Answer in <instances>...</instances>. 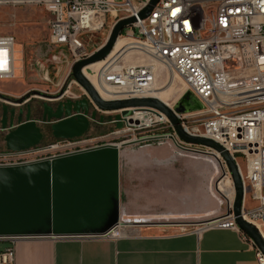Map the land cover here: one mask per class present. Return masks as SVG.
Instances as JSON below:
<instances>
[{"label":"built area","instance_id":"2783aa9c","mask_svg":"<svg viewBox=\"0 0 264 264\" xmlns=\"http://www.w3.org/2000/svg\"><path fill=\"white\" fill-rule=\"evenodd\" d=\"M150 2L0 0V6L41 7L50 16L46 53L34 59L38 76L47 87L19 96L0 89V108L3 105L21 107L33 98L56 108L68 100L87 98L89 118L96 112V118L90 119L89 128L80 136L52 137L20 150L9 149L1 142L0 166L52 160L105 146L121 149L126 145L153 142L183 145L192 152L211 155L221 164V181L216 190L223 198L225 213L208 225L241 231L233 213L235 188L231 173L219 152L183 141L169 117L152 107L101 109L73 76L74 63L101 48L119 20L135 17V21L123 29L126 38L133 41L127 49H136L152 60L121 63L127 52L124 49L102 60L97 70L88 66L84 72L90 70L97 82L118 91V95L110 99L152 96L160 74L153 60L179 76L186 85L183 94L190 91L202 108L179 112L175 109L177 102L169 105L170 108L187 133L218 142L233 157L244 183L242 216L264 238V0H159L142 18L140 13ZM102 31H105L103 40L92 44L93 35ZM16 42L14 34H0V82L17 78ZM51 84L54 90H50ZM77 114L73 110L71 116ZM100 127L107 128L91 131ZM238 157H242L244 168ZM224 180H228L230 186L221 190L219 185ZM132 221L144 223L148 219L122 218L102 237L121 236ZM244 236L256 246L245 232ZM256 256L257 264H264V253L257 246ZM0 264H15L12 247L0 252Z\"/></svg>","mask_w":264,"mask_h":264},{"label":"water","instance_id":"95a60500","mask_svg":"<svg viewBox=\"0 0 264 264\" xmlns=\"http://www.w3.org/2000/svg\"><path fill=\"white\" fill-rule=\"evenodd\" d=\"M159 0L151 2L141 11L146 17ZM135 17L119 20L106 43L87 58L73 65V76L85 88L94 103L103 110L128 107H152L165 113L174 124L179 137L191 144L213 148L225 159L235 188L233 213L243 230L264 253V238L259 230L242 216L244 183L238 166L225 148L218 142L193 136L181 126V121L170 106L161 99L150 96L128 99H104L84 72V68L102 61L110 55L124 28ZM42 122L57 119L52 124L54 137L83 135L96 118L87 98L68 100L54 108L44 104ZM202 108V104L190 91L185 92L175 105L179 112ZM78 112L72 115V111ZM10 112V115H9ZM15 109L7 105L0 108V143L9 149L20 150L40 143L44 132L30 109L23 117L20 111L16 122ZM120 125V124H119ZM8 128H11L7 131ZM120 147L105 146L99 149L19 165L0 166V239L27 237H102L121 220Z\"/></svg>","mask_w":264,"mask_h":264},{"label":"rangeland","instance_id":"374dc122","mask_svg":"<svg viewBox=\"0 0 264 264\" xmlns=\"http://www.w3.org/2000/svg\"><path fill=\"white\" fill-rule=\"evenodd\" d=\"M49 22L48 12L41 7L0 6V34L10 33L17 37L15 50L19 68L16 79L0 82L1 90L19 96L30 90L47 87L38 76L34 59L39 54L46 53L45 42L49 36ZM104 35L105 31L93 35L91 43L94 45L100 43ZM126 37H128L127 33L124 32L122 38ZM126 41L132 40L127 38ZM151 60L147 54L131 49L126 52L121 63H145ZM153 62L160 73L158 88H163L170 82L174 83L171 102H178L186 88L185 83L179 76L170 74L161 62L157 60ZM99 66L95 65L92 68L97 70ZM85 74L92 77L93 73L87 70ZM49 87L50 90L55 89L52 84ZM40 105L41 100L33 98L28 104L13 108L30 106L35 111ZM106 128H94L91 131L94 133ZM41 129L43 130L42 127ZM238 161L244 168L242 157H238ZM221 174V164L216 158L208 154L192 152L183 145L180 147L171 142H153L123 146L120 150L122 218L125 214L145 213L147 219L153 221L163 220L161 218L173 221L170 212L160 215V212L156 214V211L187 208L189 201L190 217L184 220H190L188 225L190 227H186L192 228L197 221L208 216L209 213L202 212L203 209L208 208L211 212L219 210L224 204L223 198L216 190L217 184L221 181ZM221 183L225 188L230 186L228 180ZM182 227L183 225L173 226L171 230Z\"/></svg>","mask_w":264,"mask_h":264},{"label":"crops","instance_id":"0c3cea01","mask_svg":"<svg viewBox=\"0 0 264 264\" xmlns=\"http://www.w3.org/2000/svg\"><path fill=\"white\" fill-rule=\"evenodd\" d=\"M187 202V208L156 211L160 215L170 212L173 221L166 218L154 221L148 218L144 223L132 221L128 231L117 238H7L0 239V252L12 247L15 264H257L256 246L244 236L243 230L208 225L225 213L224 204L211 212L203 209L208 216L187 228L190 225V220H184L190 217ZM144 214H125L123 218L147 219Z\"/></svg>","mask_w":264,"mask_h":264},{"label":"bare ground","instance_id":"6f19581e","mask_svg":"<svg viewBox=\"0 0 264 264\" xmlns=\"http://www.w3.org/2000/svg\"><path fill=\"white\" fill-rule=\"evenodd\" d=\"M126 39L127 38H122V37L117 39L115 46H114L112 52L110 53V56L114 57L117 54H119L121 51H123L124 49L131 47V46L128 47V45H130V43L133 41H126ZM127 52H128V49H127ZM101 64H102V61H99V62L93 63L89 66L93 67L95 65L99 66ZM170 74H172V73L170 72ZM88 78L95 85L98 92L100 93V95L103 98L109 99L110 97L112 98V97H115L116 95H118V91L112 89L111 86H109V85H107L108 87L103 86L100 82L96 81L95 77L92 78V77L88 76ZM94 80L96 81L97 84L95 83ZM158 87H159V85L154 90L151 91V95L161 99L162 101H164L168 105H171L172 104L171 100L173 98V96L171 95V92H172V89L174 88V83L170 82L167 86H165L163 88H158ZM219 189L225 190L226 189L225 185L223 183H220ZM122 233H125V232H122Z\"/></svg>","mask_w":264,"mask_h":264},{"label":"flooded vegetation","instance_id":"af4514ba","mask_svg":"<svg viewBox=\"0 0 264 264\" xmlns=\"http://www.w3.org/2000/svg\"><path fill=\"white\" fill-rule=\"evenodd\" d=\"M52 106V105H50ZM54 110L58 107H54ZM9 111H11L12 109H15V116H14V119H15V122L18 118V116L20 115V111H23V117L26 116V114L28 113V109H30V113H31V118L35 119L36 121L37 120H40V122L38 121V125H40L42 128H43V132H44V136H43V139L44 141L48 140L49 138H52L54 137L53 135V132H52V124L56 121L55 118H51L50 121L48 122H41V120L44 118V117H48L50 114H53L52 112H47L45 113V107H44V104L41 103V105L38 107V110L36 109L35 111H33V109L28 106L27 108L25 107H22V108H13V107H8ZM9 115H10V112H9Z\"/></svg>","mask_w":264,"mask_h":264},{"label":"trees","instance_id":"16d2710c","mask_svg":"<svg viewBox=\"0 0 264 264\" xmlns=\"http://www.w3.org/2000/svg\"><path fill=\"white\" fill-rule=\"evenodd\" d=\"M124 32V30L122 31V33Z\"/></svg>","mask_w":264,"mask_h":264}]
</instances>
